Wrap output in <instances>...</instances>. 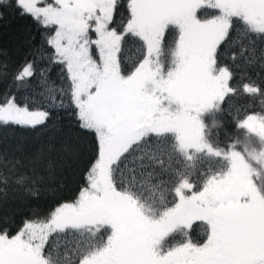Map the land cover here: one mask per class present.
<instances>
[{"label":"snow or ice","instance_id":"snow-or-ice-1","mask_svg":"<svg viewBox=\"0 0 264 264\" xmlns=\"http://www.w3.org/2000/svg\"><path fill=\"white\" fill-rule=\"evenodd\" d=\"M8 14L41 37L0 96V129L48 138L0 153V207L9 180L39 199L53 154L79 155L55 113L90 146L70 198L15 230L0 216V264H264V0H0Z\"/></svg>","mask_w":264,"mask_h":264},{"label":"trees","instance_id":"trees-1","mask_svg":"<svg viewBox=\"0 0 264 264\" xmlns=\"http://www.w3.org/2000/svg\"><path fill=\"white\" fill-rule=\"evenodd\" d=\"M123 2V0H122ZM41 30L33 23L31 19L20 18L15 14H8L3 19H0V64L7 63V75L0 76V96H3L9 90L15 92L16 87L13 83V76L17 70L25 63V60H32L31 53L35 47L40 43ZM40 67L46 66V61H39ZM4 69L0 67V72ZM58 66L54 67L51 72V80L59 83L57 79ZM250 79L258 85V77L255 76V70L249 69ZM39 77L31 80L32 88L35 87ZM249 82V81H245ZM31 89L21 88L17 93L18 96L27 95ZM261 98L257 96H247L241 94L234 103L237 107L242 108H259ZM57 117V126L62 131L57 136V143L67 141L70 145L78 144L80 147L79 155L71 153L53 154L54 168L51 173L41 169L43 173V191L39 199H32L25 197L21 191L15 190L17 186L9 180L7 188V200L0 207V216L8 215L13 221V230L18 228L25 217H35L42 219L46 214L48 208L56 198L66 197L70 198L80 186L84 184V161L88 156L89 138L82 136L79 140L68 135L73 131L72 127L76 122L69 112L59 111L55 113ZM227 120V117L225 118ZM231 130V125H227ZM47 136L37 138L35 132H24L20 129H0V153H7V159L13 161L22 154L17 151L16 145L23 142L25 151L27 153L34 152L41 141H46ZM223 139V136L221 137ZM19 167V166H18ZM27 167H19V171H26ZM35 210V212L33 211ZM195 228L196 225L194 224ZM202 229L196 228L193 234V239H202ZM61 245V251H71L75 246L76 238L59 237L56 240Z\"/></svg>","mask_w":264,"mask_h":264}]
</instances>
